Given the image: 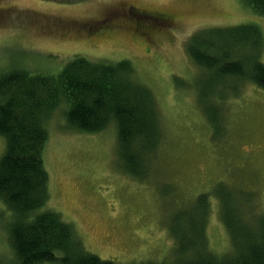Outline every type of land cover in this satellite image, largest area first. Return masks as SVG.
I'll use <instances>...</instances> for the list:
<instances>
[{
	"label": "rangeland",
	"instance_id": "1",
	"mask_svg": "<svg viewBox=\"0 0 264 264\" xmlns=\"http://www.w3.org/2000/svg\"><path fill=\"white\" fill-rule=\"evenodd\" d=\"M141 12L167 14L174 23L146 34L137 24ZM109 18L113 30L88 33ZM244 24L264 32V16L242 0H0V74L14 68L56 74L76 57L130 60L136 79L156 98L163 137L142 178L122 167L115 123L100 132L79 131L62 108L47 123V206L74 225L91 253L118 264L171 260V216L210 194L209 247L228 254L232 241L213 197L219 184L242 201L240 210L252 204L264 217V90L227 79L216 93L207 92L214 89L205 88L211 77L186 50L200 30ZM4 150L0 136V156ZM12 258L0 223V261Z\"/></svg>",
	"mask_w": 264,
	"mask_h": 264
},
{
	"label": "trees",
	"instance_id": "2",
	"mask_svg": "<svg viewBox=\"0 0 264 264\" xmlns=\"http://www.w3.org/2000/svg\"><path fill=\"white\" fill-rule=\"evenodd\" d=\"M242 1L264 16V0ZM186 50L211 77L205 88L214 89L207 92L216 93L215 88L224 87L227 79L251 81L264 90L260 26L200 30ZM135 70L130 60L76 57L56 74L15 68L0 74V136L5 139L0 156V223L13 252L9 262L0 264H118L91 253L74 225L47 206L50 176L43 155L47 123L62 108L68 125L79 131L100 132L115 123L123 169L144 177L163 131L154 93L136 79ZM216 120L212 124L217 126ZM213 197L221 202L232 250L223 255L210 250L206 226L211 196L201 194L192 206L171 216L175 248L172 259L160 264H264L263 215L255 214L252 204L240 210L242 201L223 184L215 187Z\"/></svg>",
	"mask_w": 264,
	"mask_h": 264
},
{
	"label": "flooded vegetation",
	"instance_id": "3",
	"mask_svg": "<svg viewBox=\"0 0 264 264\" xmlns=\"http://www.w3.org/2000/svg\"><path fill=\"white\" fill-rule=\"evenodd\" d=\"M131 12V11H130ZM124 15H127L124 14ZM137 24L138 26L144 30V33H148L152 30L155 29H162V28H168V26H170L171 24H173L174 19L172 16L167 15V14H156V15H150L146 12H141V13H137ZM110 19L113 18H109L108 20H104L101 22V25L96 27V30H88V33L91 35H97V33L101 34V33H106V32H110L111 30L114 29L113 27V21L111 20L109 22ZM142 21V22H141ZM139 28V29H140Z\"/></svg>",
	"mask_w": 264,
	"mask_h": 264
}]
</instances>
